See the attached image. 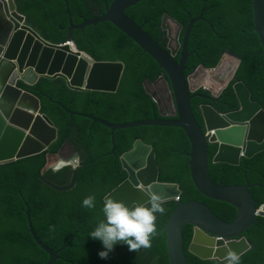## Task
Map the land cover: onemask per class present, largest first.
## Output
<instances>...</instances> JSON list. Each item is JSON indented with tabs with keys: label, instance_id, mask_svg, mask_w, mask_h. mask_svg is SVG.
<instances>
[{
	"label": "trees",
	"instance_id": "obj_1",
	"mask_svg": "<svg viewBox=\"0 0 264 264\" xmlns=\"http://www.w3.org/2000/svg\"><path fill=\"white\" fill-rule=\"evenodd\" d=\"M114 0H15L17 12L42 40L62 46L67 43L70 22L81 26L85 21L102 17ZM202 14L203 21L192 29L188 41L186 77L202 67L214 70L223 56L231 52L241 60L235 80L222 93L218 102L195 98L191 107L201 123L199 108L211 106L218 113L238 110L233 87L245 86L251 102L264 111V54L258 36L253 32L252 0H146L127 10L124 15L153 42L160 45V24L163 15L182 28L181 38L190 20ZM202 28L204 32L198 30ZM76 50L95 63H118L123 67L114 94L72 90L67 81L41 79L32 88L19 85L41 103V114L57 130V141L46 152L9 164L0 165V264H47L49 257L35 244L26 213L39 241L59 254L56 264H170L166 235L158 236L177 209L173 201L163 205L165 213L157 214L158 235L150 249L130 252L127 245L117 244L108 259L98 256L104 251L102 242L93 240L90 232L104 219L103 199L126 179L119 157L139 141L156 152L159 182L176 184L181 203L198 201L206 204L221 220L230 223L236 209L226 203L205 198L195 188L188 167L190 144L179 129L140 128L116 132L114 153L111 154V132L69 113L94 117L111 125L160 119L156 105L143 89L153 84L162 71L139 48L110 24L75 31L72 35ZM176 59L175 61H177ZM203 90L194 96L204 95ZM200 99V100H199ZM68 144L79 157L80 165L66 167L55 173L45 170L49 155H57ZM216 148L209 149V175L213 182L223 178L224 185L251 186L250 193L257 207L264 205V152L245 159L239 166L213 164ZM76 177L74 185L72 181ZM260 184V186H258ZM95 197V208L87 209L82 201ZM244 237L253 248L241 258V264H264V218ZM193 237L192 226L183 230L184 249L189 264H222L218 260H202L188 248Z\"/></svg>",
	"mask_w": 264,
	"mask_h": 264
},
{
	"label": "water",
	"instance_id": "obj_2",
	"mask_svg": "<svg viewBox=\"0 0 264 264\" xmlns=\"http://www.w3.org/2000/svg\"><path fill=\"white\" fill-rule=\"evenodd\" d=\"M146 0H114L106 13L95 20L85 21L75 27L70 22L67 43H73V33L89 27L110 24L119 33L131 41L140 51L149 57L163 73L153 84L145 82L143 89L156 105L160 119L111 125L94 117L67 113L71 117H81L111 132V154L114 153V134L120 131L140 128L179 129L190 144L188 154L190 176L195 188L205 198L229 204L237 211L233 222L221 220L206 204L191 201H179L181 191L176 184L159 182V168L156 152L139 141L135 142L128 152L119 157L121 169L126 179L114 188L107 196L125 203L128 207L134 204L146 205L149 188L160 193L165 203L173 201L177 209L165 225L162 234L166 235V246L170 264H189L184 249L183 230L192 226L193 237L188 248L189 253L202 260H218L222 262L229 250L242 257L250 250L252 244L244 237L256 223L257 217L264 218V205L257 204L250 193L253 187L248 182L244 185H224L223 178L215 183L209 175V149L216 148L213 164L232 167L239 166L245 159H252L264 152V111L258 104L251 102V95L245 86L236 83L233 92L238 103V110L232 113H218L211 106L199 108L200 124L191 107L192 100H201L215 104L224 90L235 80L241 60L231 52L225 53L218 67L210 72H217L226 56L237 62L231 80L225 88L216 94L203 90V96H194L199 90H193L186 77L187 44L195 24L202 20H190L178 50V61L175 53L164 50L153 42L142 29L136 26L124 13ZM253 32L258 36L264 54V0H252ZM170 22L181 30L175 21L163 15L160 31H166V23ZM177 50V51H178ZM78 52V51H77ZM123 67L118 63H95L83 53H75L68 46H54L42 40L26 20L17 12L15 0H0V165L9 164L46 152L57 141V130L53 124L41 114V103L18 86L32 88L41 79H65L72 90L90 93L114 94L117 91ZM162 84L167 94L168 111L164 98L156 91ZM153 87L154 91L147 90ZM68 146L66 144L65 147ZM51 167L55 173L80 165L79 157L61 158ZM74 176L72 185L75 183ZM260 186V184H258ZM178 200V201H177ZM164 203V204H165ZM29 232L37 247L49 257L47 264H56L59 254L71 246L68 244L58 252L45 247L37 238L31 225L30 214L26 213Z\"/></svg>",
	"mask_w": 264,
	"mask_h": 264
},
{
	"label": "clouds",
	"instance_id": "obj_3",
	"mask_svg": "<svg viewBox=\"0 0 264 264\" xmlns=\"http://www.w3.org/2000/svg\"><path fill=\"white\" fill-rule=\"evenodd\" d=\"M203 72L207 74L210 73V70L204 69ZM199 73L200 71H197L194 76L190 77V85L191 80ZM197 82L200 81L197 80ZM197 90L200 91V89ZM147 197L146 205L134 204L128 207L121 201L105 196L102 202L104 219L100 220L89 234L93 240L102 242L104 251L98 253L101 259H108L117 244L127 245L130 252L136 253L141 249L147 250L152 247V239L158 235L157 214L163 215L165 213L163 207L165 198L151 188L147 191ZM82 206L87 209H94L96 206L95 197H86L82 201ZM222 264H241L240 255L229 250L223 258Z\"/></svg>",
	"mask_w": 264,
	"mask_h": 264
},
{
	"label": "flooded vegetation",
	"instance_id": "obj_4",
	"mask_svg": "<svg viewBox=\"0 0 264 264\" xmlns=\"http://www.w3.org/2000/svg\"><path fill=\"white\" fill-rule=\"evenodd\" d=\"M195 20V19H194ZM202 20H204V18H202ZM169 25L173 26L172 24L168 23ZM166 25V31L165 32H161L162 33V39H161V43L160 45H162L164 50H170L171 52L175 53V60L176 59H179V53L181 50H178L177 47L179 46V43H181L182 41V38H181V32H182V29L179 30L177 26H173L175 29L172 30L169 25ZM198 30H201V31H205L203 30L202 28H198ZM189 41V40H188ZM187 48H188V44H187ZM178 50V51H177ZM188 54V52H187ZM188 55H191V54H188ZM192 56V55H191ZM189 60V59H187ZM178 61V60H177ZM188 62V61H186ZM187 65V64H185ZM219 71V69H218ZM217 71V72H218ZM203 73V72H201ZM205 73V72H204ZM217 74V73H216ZM215 75V74H214ZM214 75H211V77L209 78V83L211 84V78L214 76ZM196 78V77H194ZM193 78V79H194ZM192 79V80H193ZM229 80V79H228ZM227 80V81H228ZM231 80V79H230ZM217 89H219L220 87H216ZM215 89L214 86H212V84L210 85V90H217ZM164 93V92H163ZM166 96V95H165ZM200 96H203V95H200ZM167 98V96H166ZM200 100V99H199ZM167 105V103H166ZM168 107V106H166ZM199 111V110H198ZM202 123V122H201ZM78 157L77 154L75 153L74 149H72L71 146H66L65 149H63L62 153H61V158H65V159H71L73 157Z\"/></svg>",
	"mask_w": 264,
	"mask_h": 264
},
{
	"label": "rangeland",
	"instance_id": "obj_5",
	"mask_svg": "<svg viewBox=\"0 0 264 264\" xmlns=\"http://www.w3.org/2000/svg\"><path fill=\"white\" fill-rule=\"evenodd\" d=\"M168 23H170V22H167L166 23V25L168 24ZM170 24H172V23H170ZM169 25V24H168ZM173 25V24H172ZM174 26V25H173ZM173 26H171V25H169V27L172 29V30H174L175 28L173 27ZM225 58H228V59H231L232 61H234L235 62V60L233 59V58H231V57H229V56H226ZM237 67V66H236ZM236 69V68H235ZM229 70V71H228ZM234 72V70L232 71V73ZM217 73H221L220 75H217L216 76V78H217V80L219 81V86H217V87H220L219 89H218V91H216V90H210V83H208V88L207 87H205L204 86V84H203V78H200V82H197V85H195L196 87L193 89V90H197V89H205V90H208L209 92H211L212 94H216V93H220L224 88H225V86L227 85V83L230 81V79L232 78V75L233 74H231V76H230V78H229V80L227 81V79H228V75L231 73V68H225L224 66H222L220 69H219V71L217 72ZM199 75V74H198ZM197 75V76H198ZM196 76V77H197ZM212 86H214V85H212ZM215 87V86H214ZM215 89H217L216 87H215ZM221 89V90H220ZM147 90H149V91H154V88L153 87H147ZM156 91L158 92V94H159V96L161 97V98H164V100H165V104L167 103V98H166V96H167V94L165 93V88H164V86L162 85V84H158V86H157V88H156ZM164 92V93H163ZM166 95V96H165ZM167 109H168V111H170V112H172V108L169 106V103L167 104ZM48 159H49V157H48ZM60 162V158L59 157H55V158H53V160L50 162V167H54V166H56L58 163ZM50 167H49V164H47V167H46V169L45 170H48V169H50Z\"/></svg>",
	"mask_w": 264,
	"mask_h": 264
},
{
	"label": "bare ground",
	"instance_id": "obj_6",
	"mask_svg": "<svg viewBox=\"0 0 264 264\" xmlns=\"http://www.w3.org/2000/svg\"><path fill=\"white\" fill-rule=\"evenodd\" d=\"M222 66H224L226 69L227 68H231V73L228 75V79L230 78V76H231V74H233L232 73V71L234 70H236L235 68H237L236 66H237V62L235 61H232L231 59H228V58H224L223 59V61H222V64H221V66L219 67V69L222 67ZM229 71V70H228ZM201 72H203V71H200V73H199V75L196 77V78H194L193 80H191V88L192 89H194L196 86L195 85H197V82H196V80H198V81H200V78H203L204 80H203V84H204V86L205 87H207L208 88V83H209V79L208 78H210L211 77V75H214L215 73L214 72H210V73H201ZM227 79V80H228ZM221 90V89H220ZM216 91H218V89L216 90ZM53 158H55V157H49V159H48V164H49V167H50V162L53 160Z\"/></svg>",
	"mask_w": 264,
	"mask_h": 264
},
{
	"label": "crops",
	"instance_id": "obj_7",
	"mask_svg": "<svg viewBox=\"0 0 264 264\" xmlns=\"http://www.w3.org/2000/svg\"><path fill=\"white\" fill-rule=\"evenodd\" d=\"M216 73H217V72H216ZM216 73H215V75L211 78V80H212V81H211V84L214 85L215 87L219 86V84H220L219 81L217 80L216 76L221 74V73H217V74H216ZM208 79H209V78H208ZM209 80H210V79H209ZM196 82H197V80H196ZM48 157H49V156H48Z\"/></svg>",
	"mask_w": 264,
	"mask_h": 264
},
{
	"label": "built area",
	"instance_id": "obj_8",
	"mask_svg": "<svg viewBox=\"0 0 264 264\" xmlns=\"http://www.w3.org/2000/svg\"><path fill=\"white\" fill-rule=\"evenodd\" d=\"M62 46H65V47L68 46L73 52L78 53L73 43H66L65 45H62Z\"/></svg>",
	"mask_w": 264,
	"mask_h": 264
}]
</instances>
